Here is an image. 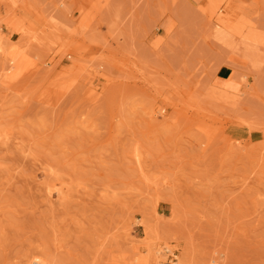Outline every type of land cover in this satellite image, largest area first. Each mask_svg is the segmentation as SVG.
<instances>
[{
  "label": "rangeland",
  "instance_id": "rangeland-1",
  "mask_svg": "<svg viewBox=\"0 0 264 264\" xmlns=\"http://www.w3.org/2000/svg\"><path fill=\"white\" fill-rule=\"evenodd\" d=\"M36 258L264 264V0H0V264Z\"/></svg>",
  "mask_w": 264,
  "mask_h": 264
},
{
  "label": "bare ground",
  "instance_id": "bare-ground-1",
  "mask_svg": "<svg viewBox=\"0 0 264 264\" xmlns=\"http://www.w3.org/2000/svg\"><path fill=\"white\" fill-rule=\"evenodd\" d=\"M218 25L221 26L222 25L221 22L218 23ZM247 39L251 42L257 43V39L255 37L247 38ZM9 58H10V60H9L10 63H15V61H16L15 55L10 56ZM231 80H232V77L230 76L226 79L218 80V82L221 84V87H224V88L230 90V89L234 88V85L232 84ZM162 251H163L162 248H160L159 250L156 251V254L158 255V259L161 257V254L163 253ZM165 252H168V250L167 251L165 250ZM30 264H50V263L45 261V260H41V259L36 258ZM210 264H217V262L215 260H213V262H211Z\"/></svg>",
  "mask_w": 264,
  "mask_h": 264
}]
</instances>
